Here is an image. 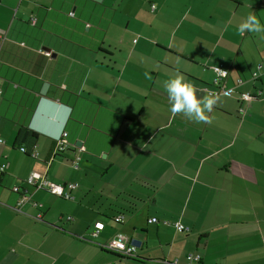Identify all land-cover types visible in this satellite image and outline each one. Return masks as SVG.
<instances>
[{
  "label": "crops",
  "instance_id": "crops-1",
  "mask_svg": "<svg viewBox=\"0 0 264 264\" xmlns=\"http://www.w3.org/2000/svg\"><path fill=\"white\" fill-rule=\"evenodd\" d=\"M249 14L264 26V0H0V264H264V32L240 33ZM213 68L229 94L205 91ZM177 75L215 99L207 121L171 110ZM33 173L78 184L73 199L28 187ZM117 234L136 260L104 249Z\"/></svg>",
  "mask_w": 264,
  "mask_h": 264
},
{
  "label": "built area",
  "instance_id": "built-area-1",
  "mask_svg": "<svg viewBox=\"0 0 264 264\" xmlns=\"http://www.w3.org/2000/svg\"><path fill=\"white\" fill-rule=\"evenodd\" d=\"M31 1V0H27ZM155 6L151 7V10L154 11ZM72 15V14H70ZM33 25L35 24V20H32ZM214 73L216 74V78L213 81V88L214 90H209L208 88L205 89L207 94L211 97H218L220 95L229 94L231 91L229 88L226 87L225 82L228 78V73L224 70H221L219 68H213ZM253 79H258L257 74L252 75ZM243 80L238 79L237 84H242ZM261 95V92H257L256 94H250V93H244L241 94L239 98L240 108L239 113L245 114L247 110L251 109L253 106V103L258 97ZM1 120V119H0ZM66 135L63 134V136L57 138L54 146V155H59L61 152L67 150L69 148V143L66 140ZM0 144H3V141L0 140ZM20 152L23 154H26L25 148L21 147ZM80 161V158H77L75 161L72 162V166L74 168H78V162ZM7 168V165L1 166V171L5 170ZM28 187H32L36 190H42L45 192H48L49 194L54 195L57 198L63 199V200H71L73 199L72 193L78 188V184L76 183H68L65 185H57L50 180L47 179L46 173H33L31 174L24 182ZM14 193L22 194L21 189L19 187H15L13 189ZM29 198L27 195L23 194L21 196L19 204L22 205L24 202L28 201ZM35 207H40L38 204L33 203ZM42 216L38 215L37 220H41ZM70 221L71 218H68ZM159 221L156 218H150L148 220V224H158ZM163 224L166 226L173 227L176 232L178 233H187L189 229L182 225L180 222H169V221H163ZM103 229L102 224H96L95 231L92 234L93 238H96L100 231ZM138 244L135 242L129 241L126 236L122 234L115 235L108 243L104 246V249L112 252L116 255H118L121 258L124 259H137V250H138ZM165 264H180L177 260L171 263H165ZM184 264H202V257L198 253H189L185 257V263Z\"/></svg>",
  "mask_w": 264,
  "mask_h": 264
},
{
  "label": "clouds",
  "instance_id": "clouds-1",
  "mask_svg": "<svg viewBox=\"0 0 264 264\" xmlns=\"http://www.w3.org/2000/svg\"><path fill=\"white\" fill-rule=\"evenodd\" d=\"M239 31L240 33L245 31L264 32V26L260 24L254 15L249 14L240 25ZM167 93L169 100L174 101L170 103L173 112H183L189 117L194 116L197 122L207 121L208 117L205 112H211L213 105L216 103L214 98H206L201 103V99L196 96L194 86L191 83H186L180 75L169 79Z\"/></svg>",
  "mask_w": 264,
  "mask_h": 264
},
{
  "label": "trees",
  "instance_id": "trees-1",
  "mask_svg": "<svg viewBox=\"0 0 264 264\" xmlns=\"http://www.w3.org/2000/svg\"><path fill=\"white\" fill-rule=\"evenodd\" d=\"M38 134L27 129L20 128L17 132L15 142L19 146L26 147V154H33L34 148L36 146Z\"/></svg>",
  "mask_w": 264,
  "mask_h": 264
},
{
  "label": "water",
  "instance_id": "water-1",
  "mask_svg": "<svg viewBox=\"0 0 264 264\" xmlns=\"http://www.w3.org/2000/svg\"><path fill=\"white\" fill-rule=\"evenodd\" d=\"M47 50H48V49H47ZM47 116H48V118H49V115H48V114L46 115V117H47Z\"/></svg>",
  "mask_w": 264,
  "mask_h": 264
},
{
  "label": "rangeland",
  "instance_id": "rangeland-1",
  "mask_svg": "<svg viewBox=\"0 0 264 264\" xmlns=\"http://www.w3.org/2000/svg\"><path fill=\"white\" fill-rule=\"evenodd\" d=\"M129 260H133V259H129ZM134 260H136V259H134Z\"/></svg>",
  "mask_w": 264,
  "mask_h": 264
}]
</instances>
